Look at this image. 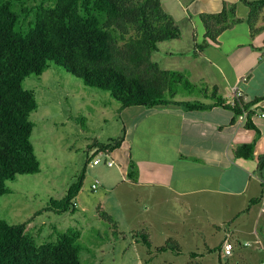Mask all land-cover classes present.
<instances>
[{
  "label": "crops",
  "instance_id": "crops-1",
  "mask_svg": "<svg viewBox=\"0 0 264 264\" xmlns=\"http://www.w3.org/2000/svg\"><path fill=\"white\" fill-rule=\"evenodd\" d=\"M224 2L235 5L237 17L245 18L247 10L239 0H186L182 7L189 15L186 34L179 26V40L170 43L181 45L185 39L187 44L172 45L168 51L161 46L169 42L160 43L152 60L163 70L185 74L195 84L215 86L230 102L237 90L243 102L249 103L264 96V34L251 37L246 25L248 36L243 39L237 34L224 36L223 32L217 45L199 49L205 41L204 31L198 33L193 18L220 12ZM259 25L264 26V12ZM236 26L227 31H235ZM176 100L201 101L194 96ZM260 107L264 108V102ZM114 109L125 128L124 140L109 153L112 166H107L102 156L103 160L89 169L98 178L97 188L103 189L99 204L117 226L119 218L111 214H119L132 234L146 232L151 245L159 247L168 240L179 245L186 234L190 235L191 253L196 254L192 264L204 262L201 252H216L221 260L225 241L234 245L227 262L238 259L247 263L255 250H261L251 245L264 242V168L257 169L258 158L264 156V117L257 105L239 116L220 107L205 111L179 107ZM249 112L260 134L254 157L236 159L232 151L256 136L254 130L244 127ZM95 143H99L97 138L91 146ZM97 151L94 148L93 158ZM130 162L137 169L134 181L128 176ZM253 199L259 201L251 204Z\"/></svg>",
  "mask_w": 264,
  "mask_h": 264
},
{
  "label": "trees",
  "instance_id": "trees-1",
  "mask_svg": "<svg viewBox=\"0 0 264 264\" xmlns=\"http://www.w3.org/2000/svg\"><path fill=\"white\" fill-rule=\"evenodd\" d=\"M246 10L237 17L235 5L223 3L218 13H202L198 20L205 41L199 47L217 45L218 37L245 22L251 37L264 30L260 26L264 0H239ZM181 31L161 0H0V197L10 193L6 182L17 176L40 172V163L30 141L33 123L30 114L37 109L34 94L24 89L29 76L40 77L50 64L81 80L87 87L110 94L120 109L130 107H179L186 111H205L220 107L239 116L264 96L244 103L242 96L232 102L221 97L215 86L195 84L180 72L163 70L152 60L157 45L179 40ZM181 86L182 91L178 90ZM211 101H179V94ZM246 115L244 127L256 132L252 142L232 151L236 159L250 160L259 131ZM82 120H84L82 118ZM125 137V128L107 143H95L98 151L111 153ZM264 156L258 158V171ZM85 168L60 200H49L42 210L54 214L75 213L74 200L82 188ZM129 179L136 180L137 169L129 164ZM259 199L251 200V204ZM99 217L118 233L114 219L97 207ZM38 212L37 214H39ZM28 222L10 225L0 220V264H81L80 230L56 232V241L37 244L26 230ZM150 249L148 234L136 232ZM179 254V245L168 240L156 252ZM191 258L196 254L191 253ZM192 264V263H191Z\"/></svg>",
  "mask_w": 264,
  "mask_h": 264
},
{
  "label": "rangeland",
  "instance_id": "rangeland-1",
  "mask_svg": "<svg viewBox=\"0 0 264 264\" xmlns=\"http://www.w3.org/2000/svg\"><path fill=\"white\" fill-rule=\"evenodd\" d=\"M172 2L175 9L171 8ZM172 2L163 0V9L171 13L186 34L189 15L182 11L186 0ZM193 19L201 34V23L197 17ZM246 25H237L235 31L223 34H237L243 39L248 36ZM263 34L264 30L259 33ZM182 42L181 45L169 42L166 47L161 46V50H168V47L173 49L172 45L187 44L185 39ZM23 87L31 91L37 101V109L30 114L29 119L33 123L30 141L40 163V172L17 176L13 181L6 182L10 193L0 197V220L10 225L28 222L26 230L38 245L55 242L56 232L80 230L81 264H191L190 235L186 234L178 242L182 249L179 254L170 250L160 253L155 251L158 245L153 244L150 249L144 247L140 238L133 235L136 231L132 234L124 220H120L119 214H111L119 218L117 235L112 234V228L99 217L97 207L103 189L99 186L95 191L91 189L98 181L89 169L93 159L91 153L94 151L91 143L97 138L99 143L105 144L120 135L122 119H119L114 109H120L119 103L109 93L85 86L81 80L53 64L40 77H27ZM178 90L182 91L181 86H178ZM195 95L194 92L192 96ZM181 97L183 95L180 92L177 98ZM198 99L205 100L200 97ZM83 168L85 174L82 188L74 200L75 213L58 215L42 211L49 200H60L65 196ZM102 209L109 214L105 207L102 206ZM251 245L259 247L257 244ZM260 251L255 250L247 263L238 259L227 262L228 257L222 255L219 260L216 252H201L205 256L201 264H264V253Z\"/></svg>",
  "mask_w": 264,
  "mask_h": 264
},
{
  "label": "built area",
  "instance_id": "built-area-1",
  "mask_svg": "<svg viewBox=\"0 0 264 264\" xmlns=\"http://www.w3.org/2000/svg\"><path fill=\"white\" fill-rule=\"evenodd\" d=\"M233 96L234 98H237V97H240L241 94L237 90H234ZM261 116L264 117V114H261ZM102 156L106 158L105 164L107 166L110 167L113 165V160L110 158V154L102 152V151H97V155L92 159V164L93 165L99 164L101 161L99 157H102ZM97 185H98L97 183L93 184L91 189L95 191L97 189ZM258 245H259V248L264 252V243L258 242ZM233 249H234L233 243L230 241H225L222 245L221 253L224 257L227 258L232 255Z\"/></svg>",
  "mask_w": 264,
  "mask_h": 264
}]
</instances>
